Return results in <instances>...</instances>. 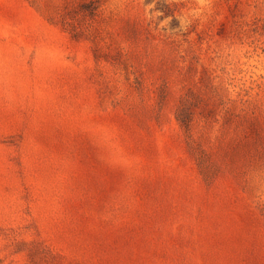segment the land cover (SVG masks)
<instances>
[{
  "label": "rangeland",
  "instance_id": "1",
  "mask_svg": "<svg viewBox=\"0 0 264 264\" xmlns=\"http://www.w3.org/2000/svg\"><path fill=\"white\" fill-rule=\"evenodd\" d=\"M0 264H264V0H0Z\"/></svg>",
  "mask_w": 264,
  "mask_h": 264
}]
</instances>
